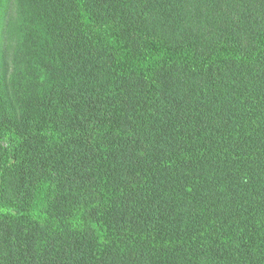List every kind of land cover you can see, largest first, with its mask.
<instances>
[{
    "label": "trees",
    "instance_id": "1",
    "mask_svg": "<svg viewBox=\"0 0 264 264\" xmlns=\"http://www.w3.org/2000/svg\"><path fill=\"white\" fill-rule=\"evenodd\" d=\"M0 0V264H264V0Z\"/></svg>",
    "mask_w": 264,
    "mask_h": 264
},
{
    "label": "rangeland",
    "instance_id": "2",
    "mask_svg": "<svg viewBox=\"0 0 264 264\" xmlns=\"http://www.w3.org/2000/svg\"><path fill=\"white\" fill-rule=\"evenodd\" d=\"M8 6L10 7V9L14 10V0H10L9 4L7 3V9H8Z\"/></svg>",
    "mask_w": 264,
    "mask_h": 264
}]
</instances>
